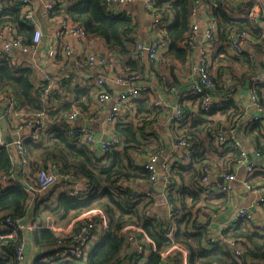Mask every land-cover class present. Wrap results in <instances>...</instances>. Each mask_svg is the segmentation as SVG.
<instances>
[{"label": "trees", "instance_id": "trees-1", "mask_svg": "<svg viewBox=\"0 0 264 264\" xmlns=\"http://www.w3.org/2000/svg\"><path fill=\"white\" fill-rule=\"evenodd\" d=\"M198 0H159L158 8H165L172 17V22L164 26L166 36L169 40L167 54H163L168 60L185 62L188 59V51L182 47V41L187 38L192 29V13ZM211 8L210 12L217 22V33L215 40L222 44L226 49L230 46L229 36L232 33L246 31L252 37L259 38L264 35V30L260 28L256 20L250 18L247 12L236 14L230 8L231 0H201ZM4 11L0 13V28L7 24L18 28V34L25 42L32 39L33 30L22 21L21 9L19 6L11 5L5 1ZM61 14L70 17L73 22L83 26L86 33L91 38H100L104 41L107 48L120 55L126 61L129 71L139 74L145 79V67L142 58L135 59L136 43L139 35V21L136 17H129L125 14H115L105 8V0H76L70 5L63 6ZM264 42L261 39L260 43ZM256 48V47H255ZM226 51V50H225ZM239 59H243L244 65L248 64L254 72L251 78L258 75L256 60L249 57L245 52ZM246 73L244 72L242 76ZM235 77L238 75L233 74ZM34 71L31 68H22L7 59L0 58V92L3 90L11 91L20 106L29 111L30 114L41 112L45 107L40 100V90L35 85ZM239 82L246 83V80ZM172 87V86H171ZM258 97L264 105V82L257 85ZM77 94L83 90L75 88ZM60 97V92L56 99ZM193 99L198 96L191 95ZM136 109L137 115L141 113L142 120L146 115L154 116L157 110L146 107L143 101H138ZM70 110V109H69ZM68 107L49 112L51 117L60 118L54 124L49 125V130L45 134H40L37 140L28 139L25 141L27 156L31 167L25 177L36 185V171L40 168H48L50 165L57 166V173L63 177L75 175L88 185V191L83 195H74L68 190H58L59 183L63 181L60 177L50 190L47 198H42L39 192H34V196L28 188L20 183L24 177L18 164L12 158V152L2 150L0 153V176L6 174L10 169L16 167V178L18 184H12L5 190H0V221L4 213L21 217L38 228L29 232L27 237L32 239L39 250L45 249L44 255H40L33 264H59L56 261L55 253L58 251L59 238L56 232L46 224L53 221L58 227H67L75 219L84 213L100 209L108 218V227L100 232L97 241L88 251L85 264H133L128 252L130 245L127 240V233L124 228L129 225L143 228L153 240L156 251L147 255L146 261L140 264H164L162 253L170 249L173 245H179L188 252V264H249L255 262L264 264V229L255 226L253 223L242 220L234 223L224 231L225 238L221 241L212 243L209 241L207 228H195L193 219L194 213L199 214L196 205L199 201L203 202V194L211 193L199 186L202 176V167L208 163L206 157L201 152H195L193 156L192 168L176 169L174 173L179 176L183 184H179L181 193L172 192V201L180 211L174 217L167 215L158 216L153 213V201L144 195H134L130 184L134 182L142 183L141 189L149 188V173L145 167L135 158V153L149 152L141 148L143 146L142 137H145L144 127H137L133 124H117L115 133L121 138L123 147L119 150H111L104 155H99L96 151H91L86 146L80 144L75 137L71 136L68 124L65 123ZM189 111L185 112V116ZM150 117V116H149ZM195 122L187 127L188 132L183 129L185 122H180L183 128L177 135L188 133L193 141L196 138L198 127L204 125V121ZM62 122L61 124H59ZM254 128L262 131V125L257 123ZM226 124H218L213 129L208 130L214 135L219 128ZM0 123V131H1ZM191 127V129H190ZM201 131V129H200ZM199 131V132H200ZM145 147V146H144ZM217 148V147H216ZM260 148V147H259ZM260 150L264 151V148ZM239 155L237 149L232 150ZM237 158V157H236ZM204 163V164H203ZM195 164V166H192ZM199 165V166H197ZM202 166V167H201ZM193 169V170H190ZM191 184H184L185 175ZM186 173V174H184ZM24 179V178H23ZM61 181V182H60ZM62 184V183H61ZM183 185V186H182ZM137 190V189H136ZM138 191V190H137ZM191 195V200L186 198V194ZM264 209V204H261ZM97 223L99 218H96ZM86 221L80 222L79 225ZM79 230V226L75 231ZM0 234H6L5 230L0 229ZM23 239L22 236L16 238H0V264H18L14 250L16 245ZM229 239L242 245L247 244V249L241 256H235V252L229 245ZM52 256V262L45 258ZM177 256L170 258L168 264L176 263ZM63 264H81L80 261H68Z\"/></svg>", "mask_w": 264, "mask_h": 264}, {"label": "built area", "instance_id": "built-area-1", "mask_svg": "<svg viewBox=\"0 0 264 264\" xmlns=\"http://www.w3.org/2000/svg\"><path fill=\"white\" fill-rule=\"evenodd\" d=\"M5 1L10 2L11 5L20 7L21 19L30 26L33 33L31 41L25 42L20 34H18V28L16 26L7 24L0 28V58L7 59L18 65L16 63L19 58L18 54L22 53L36 56L43 46H46L44 48L45 56L50 60L57 61L60 55L62 67L67 68L68 66L66 65L70 62L73 48L70 40H74L78 45L84 47L82 53L85 57V71L79 74H84L96 84V100L98 104L107 106L111 102L110 110L106 117L110 126H116L127 115L128 104L141 94L147 93L150 89L149 84L144 81L141 75L131 71L127 72L129 68L124 67L126 64L120 57L115 54L111 57L102 50H93L89 42L95 38L89 37L83 26L73 22L66 15H56L57 11L61 10L60 8L70 5L76 0H47L43 3V17L52 29L51 36L46 42H44V32L35 13L36 8L34 2L32 0H0V13L5 9ZM254 2L258 3L256 1ZM129 3L130 0H105V8L107 11L115 14H125L133 17L134 13L126 10ZM158 3L159 0H145V8L153 18L150 27L152 38L149 42L137 39L134 55L135 59H140L145 54L147 60L152 65L157 63V60L164 54L166 47L169 45L164 26L172 20L170 13L165 8H158ZM256 7L257 5H254V9ZM216 33V20H211L204 26H201L195 21V16H193L191 32L182 41V47L191 53L189 64L193 69L194 76L185 91L178 95L174 103L169 116V121L173 124L178 125L180 122H185V105L182 101L184 97H190L191 95L198 96L202 113L210 114L215 110L224 109L225 103L231 101L238 92L236 88L229 87L225 93L216 94V81L210 71L209 57L210 48L215 41ZM197 42L200 43L198 46V57L192 55L193 51L197 48ZM229 43L235 55L241 57L245 52H248L249 57H255V51L253 50L255 41L248 32L232 33L229 36ZM25 66L30 68L33 66L35 67L34 70H37L35 84L40 90V100L45 108L41 112L31 115L19 112V105L15 95L9 90L0 92V114L2 118L8 121L15 114L24 116L22 121L12 127L11 134L13 138L11 141H8L3 132L0 131V153L2 150L15 153L17 155L15 162L19 165L23 175L27 174L31 167L27 156L25 141L28 139L37 140L40 134L45 131L49 118L48 113L50 110L55 109V97L60 92L58 88L59 76L55 72L38 69L35 64ZM107 69H113L115 71V82L123 85L125 87L124 90L115 93L107 86L105 79L98 74V70ZM250 82V95L255 112L244 121L243 126L246 128L260 123L264 133V105L259 101L257 88L259 83L264 82V77L261 74L255 75ZM175 91V86L169 90L170 93ZM165 105L166 102L161 97H157L152 101V106L157 111L165 108ZM241 108L245 111L244 107ZM78 120H81V123H78ZM91 120V118H85L79 108H74L66 115V123L68 124L70 135L75 137L80 144L86 146L91 151H99L101 156L111 152V150H119L123 147L121 138L115 132H113L114 134L112 133L113 135L106 136L105 139L98 136L91 125ZM237 129V123L223 125L215 133L214 140L216 145L222 150L231 146L236 148L239 152L236 164L240 166L247 159L249 150L252 148V141L239 138L237 136ZM170 138L172 153L169 159L176 162L179 161L185 168L189 167L193 162V156L196 152L194 141L186 133L179 136L173 133L170 134ZM255 154L256 156L264 157L263 150L256 149ZM159 158L160 152L147 154L142 165L149 173L150 187L142 193L136 189L133 192L134 195L141 194L149 200H152L154 208L160 203L165 204L168 210L167 216L174 217L180 212L173 203L171 194L177 185V180L170 169L168 160L159 167ZM16 167L0 176V190H5L15 180ZM245 168L248 174H252L258 170L264 171V163L251 161ZM35 177L37 182L35 190L36 192L42 193L53 186L61 176L57 173V166L52 164L48 168H39L36 171ZM223 177L224 182H219L213 165L208 162L202 167L199 186L207 193H227L229 199L232 201L235 195L234 181L236 180V175L233 172H226ZM61 178L66 189L74 195H83L88 191V185L75 175H66ZM161 180L162 186L159 185ZM243 185L248 190L257 193L259 204H264V185L255 186L246 179L243 180ZM160 189L161 191L158 192ZM83 215H87V221L79 225V230L77 231H75L73 226L74 221L67 227H52V230L56 232L59 238L58 251L55 253L57 263L63 264L68 261L78 260L81 264H85L88 251L97 241V235L108 227V218L100 209L90 210ZM97 217L99 218L98 223L96 220ZM242 220L251 222L255 226L264 229V225L259 224L253 211L249 207H240L235 210L233 222L236 223ZM37 228V225L26 223L25 219L21 217L13 216L10 213H4L2 215L0 229L5 230L6 234H0V238L23 237L14 250L18 264H32L27 259L24 234L27 231L29 232ZM195 228L203 229L206 228V225L204 222L198 221L195 223ZM226 229L228 227H222L215 232L208 230L209 241L215 243L223 240ZM124 232L128 234V242L133 244L131 254V262L133 264H140L146 261L147 255L150 252L156 251L153 240L143 228L129 225L124 228ZM228 241L232 250L235 252V256H241L247 249V244L244 246L232 239ZM181 251H185V249L179 245H173L170 249L162 253V261L164 264H168L167 261L173 258L177 252ZM45 259L52 262L53 258L50 256Z\"/></svg>", "mask_w": 264, "mask_h": 264}, {"label": "crops", "instance_id": "crops-1", "mask_svg": "<svg viewBox=\"0 0 264 264\" xmlns=\"http://www.w3.org/2000/svg\"><path fill=\"white\" fill-rule=\"evenodd\" d=\"M32 1L35 4V8H36L35 13L44 32V36H45L44 42H46L50 38L52 33L50 24L43 17V5H44L43 3H45L47 0H32ZM254 1L258 3H255ZM196 3L197 5L193 9L194 12L192 13V21H193V16H195V21L199 25L204 26L209 21L215 20V17L212 16L210 12L211 8L209 6L204 4L201 0H198ZM254 5H257L255 9H254ZM126 8L127 11L134 13V17H136L139 21L140 26H139V35L137 39H141L142 41L149 42V40L152 38L150 27L153 18L145 8V0H130V3ZM230 8L236 14H238L239 11L243 13L247 12L248 16L256 20L258 26L264 30V22H263L264 0H231ZM56 15L58 16L64 14L63 13L61 14V10H58ZM252 38L255 41V44L253 45V50L255 51V57L253 58V60L257 61L256 63V66L258 67L257 73L261 74L264 77V42L260 43L261 39L264 40V35L261 37V39L259 38L257 39L255 37ZM70 43L72 44L73 48H72V56L70 57V62L66 65L68 66L67 68L62 67L63 65L61 63L60 55L58 56L57 61L50 60L45 56L44 48L46 46H43V48L36 56H32L31 54H22V53L18 54L19 58L16 61V63L20 65L22 68H30L25 65L35 64L38 69L55 72L59 76L58 88L60 89L61 93H60V97L58 99H55L54 101L55 109L52 111L50 110L49 112L51 113L60 110L63 107H68V110L70 109L69 112H71L74 108H79L85 118L92 119L91 125L95 130V132L97 133V135L100 136L102 139H105L106 136H110L113 132H115V128L117 127V124L116 126L115 125L110 126V124L106 120L107 113L110 110L111 102H109L107 106H102L97 103L96 84L92 79L88 78L84 74H79L85 71V57L82 53L84 47L78 45L74 40H70ZM89 44L93 50L94 49L102 50L103 52L108 53L111 57H113L115 54L107 48L104 41L100 38L97 39L95 38L93 40H90ZM199 44L200 43L197 42V48L192 53L193 56L198 55ZM168 49H169V45L168 47H166L164 54L165 53L167 54ZM115 55H117L118 57L121 58V60H123V58L120 55L118 54ZM190 57H191V53H189L188 59L185 62H181L178 60L176 61L168 60L164 56L163 58L160 57L157 60V63L152 65L147 60L146 55L143 54L141 59L142 64L146 66L145 70H147L145 73V79L144 78L143 79L147 84H149L150 89L148 90L147 93L141 94L140 96H138L128 104V109H127L128 113L126 115L127 117L125 116L118 123L123 125H127L131 123L134 126L145 128L144 133L146 136L142 137L141 139L142 140L141 144L143 145L141 146V148L152 151H149L148 153L145 151L143 152V154L137 152L135 153L136 154L135 158L138 162H140V164H142L147 154L151 152H160L159 167L162 165V163L168 160L170 169L177 180V185L172 191L175 192L176 194L181 193L182 189L181 187H179V184H183V181L181 182L180 180L181 178L175 175L173 169H176V171L178 172L180 168L183 169L185 167H183L179 161L176 162L169 159L172 153L170 134L174 133V135H177L180 131H182L183 128L179 127L181 123L178 125L171 123L169 121V116L171 114V111L173 109L174 103L178 95L185 91V89L190 84L194 76L193 69L189 64ZM209 57H210V71L212 75L215 77V81H216V91H217L216 94L225 93L229 87L236 88L238 92L231 101L225 103L224 109L215 110L210 114L202 113L200 109V102H198V98L193 99L191 97H184L182 101L185 105V112L187 113L188 110L191 116L186 114L185 119L187 124L183 130L185 132H188L189 130L187 127L192 126V124L195 122L194 120L195 118H197L199 122L202 120L204 121L205 124L198 127V132L196 138L194 139L196 152L203 153L204 156L206 157L205 162L207 161L213 165L214 172L216 174L217 179H219V182L221 183L224 182V177H223L224 173L226 172L235 173L236 175V180L234 181L235 195L231 201L229 199L228 194L224 192L221 193L213 192L210 195L203 194L202 195L203 202L199 201L196 205V209L200 210L199 214L194 213L193 219L195 223L198 221L204 222L207 230H210L211 232H215L222 227L229 228L234 224L233 219L236 209L240 207H249L253 211L259 224L264 225V209L263 206L260 205L258 202V194L248 190L243 185V180L245 179L255 186L264 185V171L258 170L252 174H248L245 168L251 161L264 163V157L256 156L255 154L256 149L264 148L263 131L260 132L256 128H254L258 124H254L246 128L243 126L244 121H246L249 118V116L255 112L250 95V91H251L250 81L255 75L249 78L250 74L254 72V68L250 69V67H248V64L244 65L243 59L241 58L238 59L236 57L232 47L227 46L226 49H224L222 44L217 42L216 40L213 42V45L210 48ZM228 57H232L233 59H236L237 60L236 64H231L230 66L228 64V61H226V58ZM123 62L126 64L125 60H123ZM223 62L225 66H229V67H226L223 70L217 68L218 65H221L220 68L224 67L222 66ZM124 67H127V64ZM34 68L35 67L32 66L31 69L34 71V77H35L34 80H35L37 76V70H34ZM244 72L246 74L242 76ZM98 74L105 79V81L107 82V86L113 92L117 93L125 89L123 85H120L115 82L116 73L113 69L98 70ZM233 74H236L238 76L235 77ZM238 79L242 81L246 80V83L243 85V82H239ZM171 86L176 87L175 92H171V93L169 92ZM75 88H79L83 90V93L77 94L75 92ZM157 97L158 98L161 97L165 100L166 102L165 108L157 111V114H155L154 116H151L150 114L146 115L145 118H143L142 120L143 115L141 113H138L137 115L136 112V109L139 106L138 101L139 100L143 101L146 107L150 108V110L152 111V107H153L152 101ZM18 105H19V112L30 114L29 111L26 110L24 107L20 106L19 103ZM241 107H244L245 111ZM23 117H24L23 115L15 114L10 120L5 121L0 114V123L2 126L1 131L3 132L4 136L8 141H11L13 138L11 134L12 127L17 125L20 121H22ZM48 117L49 118L47 120V127L45 131L42 132L43 134H45L49 130L48 128L49 125H51V123L54 124L56 120H60V118H56V117L54 119V117H51L50 114H48ZM77 122L81 123V120H78ZM61 123L62 122H60L59 124ZM65 123H66V119H65ZM232 123L238 124L237 136L239 138L248 139L252 141V148L249 150L247 159L240 166L236 164V159H237L236 157H238L237 154L232 151L233 149L236 148H233L231 146L222 150L215 143L213 130H211V133H208V130L213 129V127H216L218 124L222 125V124H232ZM186 134L188 135V133ZM97 153L99 154V151ZM12 154H13V159L15 160L17 158V155L13 152ZM192 166H195V164H193ZM186 168H192L191 164L189 167ZM21 174L23 176V173ZM188 175L189 173L185 175L184 184L186 185L191 184V180L188 178ZM23 178L20 180V183L26 186L28 188V191L31 193V195L34 196V192L36 191L35 190L36 186L30 180L31 178L27 179L25 175ZM18 182H19L18 178L15 177V180H13V182H11L10 185L18 184ZM61 183H59L58 190L60 191L67 190L63 182ZM130 185L132 186L133 191L134 189H137L140 193L146 191L147 189V188L144 189L139 188L142 187L143 185L138 181ZM159 185L162 186L161 181ZM53 187L54 185L51 186L49 189L40 193L42 198H47L51 188ZM186 198L188 200L192 199L189 193L186 194ZM152 211L153 213H156V215L158 216H164L167 215L168 210L165 204L160 203L156 208L152 209ZM83 221H87V215H82L80 216V218L75 219L73 225L74 228L79 226V223ZM46 225L47 226L49 225L51 229L53 226H55L53 224V221H49ZM29 232L27 231L24 234V237L26 239L25 250L28 261L32 262L33 264V262L40 255L42 254L44 255L45 249L40 251L39 248L36 247L32 239H29V237H27ZM128 244L130 245V249L128 252L132 254L133 244H131L130 242H128ZM175 255L178 258V261H176L177 264H188V252L186 250L177 252ZM172 264H176V263H172Z\"/></svg>", "mask_w": 264, "mask_h": 264}, {"label": "rangeland", "instance_id": "rangeland-1", "mask_svg": "<svg viewBox=\"0 0 264 264\" xmlns=\"http://www.w3.org/2000/svg\"><path fill=\"white\" fill-rule=\"evenodd\" d=\"M226 61H228V64H229L230 66H231V64H236V62H237V60H236V59H233L232 57H228V58H226ZM222 66H224V67L220 68L221 65H218L217 68L223 70L224 68L229 67V66H225V65H224V62L222 63ZM51 189H52V188H51Z\"/></svg>", "mask_w": 264, "mask_h": 264}, {"label": "water", "instance_id": "water-1", "mask_svg": "<svg viewBox=\"0 0 264 264\" xmlns=\"http://www.w3.org/2000/svg\"><path fill=\"white\" fill-rule=\"evenodd\" d=\"M45 35H46V33H45ZM44 39H45V36H44ZM161 182H162V180H161ZM161 191V189L160 190H158V192H160ZM131 259V256H129V260ZM249 264H257V263H255V262H250Z\"/></svg>", "mask_w": 264, "mask_h": 264}]
</instances>
